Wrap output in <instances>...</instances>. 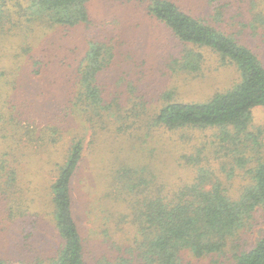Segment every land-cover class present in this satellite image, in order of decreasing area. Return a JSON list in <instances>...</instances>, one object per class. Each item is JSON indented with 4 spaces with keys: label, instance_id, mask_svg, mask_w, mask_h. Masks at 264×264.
Segmentation results:
<instances>
[{
    "label": "rangeland",
    "instance_id": "374dc122",
    "mask_svg": "<svg viewBox=\"0 0 264 264\" xmlns=\"http://www.w3.org/2000/svg\"><path fill=\"white\" fill-rule=\"evenodd\" d=\"M234 5L237 8L232 9L231 26L227 21L217 23L213 18L205 17L203 9L198 11L194 7L191 12L230 37H235L239 44L257 54L264 65V0H237ZM88 7L90 23L87 26L39 33V38L45 41L43 50L39 49L41 43H37L39 53L48 55V48L57 50L58 56L55 55L50 71H54L56 78L54 73L43 81L20 77L16 90L13 87L15 84H6L12 77L0 74V111L7 115L5 122L0 123V129L7 127L12 132L14 124L9 116L15 118L18 112H23L21 102L30 100L27 104L32 103L36 95L39 100L42 99L52 88L44 87L49 81L60 85L62 80L75 79L71 72L88 49V42H105L114 50L110 66L97 76V86L103 90L109 110L108 117L97 118L99 123L92 126L94 134L89 125L85 133L80 131L84 126L82 114L77 113L73 119L63 111H67L65 108L54 111L48 106H24L27 119L20 118L21 126L28 128L30 125L38 133L30 139L20 128H16L20 146H14L8 156H3L4 159H15L10 161V165L16 171L7 184L8 178L4 179V174L0 173V180L3 181L0 185V261L35 264L54 252L53 247L59 239L52 220L50 191V184L55 179V166H48L47 163L56 154H49L51 151L46 145L48 131L42 132V129L58 128L66 132L63 136L68 141L78 132L85 135L89 152L80 174L73 179V213L84 238L86 264H96L103 249L99 234L103 230H100L102 224L94 220L97 217L91 207L100 206V198H108L110 203L120 204L117 211L122 220L128 214L124 200L137 191L122 194L116 190V176L123 175L120 174L123 167L128 168L125 176L133 182H137L140 176L146 181L153 171L154 180L150 178L146 184L149 187L147 191L157 193L160 180L167 179L168 185L163 192L170 194L182 185L191 184L198 171L205 170L212 178L207 183V189L217 181L227 196L237 198L251 183L249 171L256 160L264 158V108L258 107L252 111L247 129L250 137L246 142L242 136L235 143L223 141L218 131L210 129H183L168 133L167 150L173 154L170 153L166 161L171 170L159 167V153L158 157L150 153L152 147L161 149L158 142L160 131L155 128L147 133L148 122H152L156 113L168 102H204L215 92L229 89L236 82L237 69L233 66L220 68L211 54L204 53L203 71L199 74L172 70L175 66L169 63L181 53L182 47L174 42L164 27L144 15L142 6L129 0H89ZM260 10H263V16L257 19ZM62 61L65 63L60 64ZM69 85L61 88V92L48 93L49 99H55L58 105L71 97ZM7 100L12 104L3 102ZM37 134L41 138L43 136V142L36 139ZM146 136L150 141L145 140ZM6 141L9 140H5L4 134L0 133V150L10 147L5 145ZM143 147L148 150L141 151ZM135 148L137 152L131 153H137V156L128 159L127 151ZM181 154L191 157L182 161L183 167L176 157ZM160 174L161 179L158 177ZM107 179L113 180L110 187L106 185ZM98 182L100 188L96 191ZM126 183L128 185L129 182ZM146 186H141L140 190ZM116 217L114 214L108 224L112 239L118 238L119 228L128 234L133 229L129 220L118 223ZM263 233L264 210L258 208L253 214L252 227L245 233L247 248H252ZM180 258L181 264H225L211 257L197 259L188 252L182 253Z\"/></svg>",
    "mask_w": 264,
    "mask_h": 264
},
{
    "label": "trees",
    "instance_id": "16d2710c",
    "mask_svg": "<svg viewBox=\"0 0 264 264\" xmlns=\"http://www.w3.org/2000/svg\"><path fill=\"white\" fill-rule=\"evenodd\" d=\"M88 2L89 0H0V74L3 77H12L10 81L7 80V85L15 84L13 87L18 90L16 85L20 77L43 81L54 73L50 71L55 63L57 50L48 48V55L39 53L37 43H41L39 49L45 44L39 38V33L87 26L90 23ZM129 2L142 6L144 15L164 27L174 42L182 47L181 53L169 63L175 66L172 70L199 74L203 71L204 53L211 54L220 68L233 66L237 69L236 82L229 89L215 92L204 102H168L160 108L152 122H148L147 133L153 132L152 129L155 128L160 131L158 142L161 149L152 147L150 153L153 157H158L159 153V167L171 170L166 161L171 153L167 150L166 136L174 131L210 129L218 131L223 141L235 143L242 136L246 142L250 137L247 129L253 109L264 108V65L257 54L239 44L235 37H230L191 12L194 7L198 11L203 9L205 17L213 18L217 23L227 21L231 26L232 9L237 8L234 5L237 0H205L203 3L199 0ZM260 11L257 19L263 16V10ZM113 51L108 43L88 42V49L71 72L75 79L62 80L60 85H55L54 81L44 84V87H52L49 94L56 90L61 92V88L64 89L70 84L71 97L57 105L55 99H49L48 93L40 100L36 95L34 102L27 104L30 101L27 100L20 103L23 112H18L17 117L9 116L14 124L12 132L11 128L0 129L4 139L9 140L5 145L10 146L0 150V173L4 174V179L8 178L6 184L15 174L16 169L10 165V161L15 159L8 160L3 156H8L9 150L14 146H20L16 128H20L30 139H34L32 136L38 133L30 125L28 128L21 126L20 118L27 119L24 106H48L54 111L65 108L67 111H63L73 119L77 113L82 114V133H85L86 126L89 125L94 134L92 126L99 123L97 118L108 117L109 103L103 96V90L97 86V76L110 66ZM63 61L59 63H65ZM53 75L56 78V74ZM3 102L12 104L10 100ZM5 116L7 115L0 111V123L5 122ZM40 131H48L47 150L51 151L49 154H56L47 163L48 166H55V179L50 184V191L52 220L59 239L53 247L54 252L35 264H86L84 238L73 213V179L80 174L89 152L84 141L85 135L78 132L68 141L63 136L66 132L58 128L48 127ZM40 136L36 139L43 142V136ZM147 139L150 141L149 136H146L145 140ZM146 150L148 148H141V151ZM127 152L128 159L137 156V153H131L137 152L136 148ZM176 157L181 167L182 161L191 158L185 154ZM127 170L128 168L123 167L120 170L123 175L116 176V190L122 194L137 190L135 195L132 192L133 196L128 195L124 200L128 214L122 219L129 220L128 223L133 229L128 234L119 228L118 238L112 239L108 224L114 214L118 223L122 221L117 211L120 204L114 205L108 198H100V206L91 207L97 217L94 220L102 224L100 230L103 228L102 233H99L103 240V249L95 261L96 264H181L180 256L185 252L191 253L197 259L211 257L225 264H264V233L249 249L245 236L252 227L254 212L258 208L264 210V158L256 160L249 171L251 183L237 198L227 196L217 181L207 189V183L212 178L205 170H199L191 184L180 186L172 194L163 192L168 184L167 179H161V174L158 175L161 180L155 193L147 191L149 187L146 186L150 178L151 181L154 180L153 171L146 181L140 176L137 182H133L125 176ZM126 182H129L128 185ZM1 183L3 181L0 180V185ZM112 184L113 180L107 179L106 185L110 187ZM141 186L147 188L140 190ZM98 188L99 182L96 191H99ZM0 264L24 263L0 261Z\"/></svg>",
    "mask_w": 264,
    "mask_h": 264
}]
</instances>
